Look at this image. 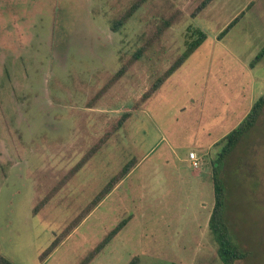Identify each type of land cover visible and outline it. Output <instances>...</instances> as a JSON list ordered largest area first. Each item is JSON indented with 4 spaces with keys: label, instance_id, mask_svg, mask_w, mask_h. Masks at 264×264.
Masks as SVG:
<instances>
[{
    "label": "rangeland",
    "instance_id": "374dc122",
    "mask_svg": "<svg viewBox=\"0 0 264 264\" xmlns=\"http://www.w3.org/2000/svg\"><path fill=\"white\" fill-rule=\"evenodd\" d=\"M135 1L0 0V254L13 264H80L122 220L89 264H219L207 228L212 162L216 143L264 96V58L250 67L264 46V0H213L200 13L204 0H147L114 32ZM198 31L204 40L142 100ZM221 177L226 221L249 253L234 264H264V107Z\"/></svg>",
    "mask_w": 264,
    "mask_h": 264
},
{
    "label": "trees",
    "instance_id": "16d2710c",
    "mask_svg": "<svg viewBox=\"0 0 264 264\" xmlns=\"http://www.w3.org/2000/svg\"><path fill=\"white\" fill-rule=\"evenodd\" d=\"M147 0H136L132 6L124 12V14L116 19L111 26L114 32H117L124 24L133 16V14L146 2ZM213 0H204L196 8V13H200L204 10ZM248 7V6H247ZM243 12L237 15L224 29L220 32L218 37L225 35L229 29H231L236 22L242 17ZM171 25L169 20L163 21L155 30L152 37V41H157L161 37L162 33L166 31ZM197 36L196 40L186 41V49L181 53L180 56L170 65L165 72L155 79L153 84L150 86L147 92L142 96V100H147L153 96V94L158 91L161 85L187 60V58L192 54V52L199 46V44L204 40L205 36L202 32L198 31L193 33ZM142 54V50H138L134 54V59H139ZM264 58V46L260 52L255 56V58L250 63V67L253 68L257 63H259ZM124 74V69L119 70L115 75L114 79H118ZM264 107V96L257 99L251 106L249 112L245 118L232 129L223 139L216 143V146H220V151L218 152L216 158L212 162L211 170V184L213 191V203L211 211L208 217L207 228L208 232L216 245V256L219 264H234L237 261L245 260L249 253L241 249L240 245L236 241L234 235L232 234L230 227L225 218L226 212V188L224 181L221 177L222 167L225 159L231 154L235 149L236 145L239 143L241 138L248 133L257 123L261 112ZM128 113L121 116L120 120L117 122V127H120L124 121L128 118ZM133 161L126 164L117 176L112 178L109 183L103 188L100 194L95 198L91 204V209L97 206L114 188V186L124 178L133 166ZM48 198H45L39 204L33 208V214H36L39 209H41L47 202ZM88 209L85 213L76 221L73 222L65 231H63L58 237H56L49 247L43 252L41 260L44 261L52 252L62 243V241L70 235L72 230L78 226L80 221L91 211ZM126 220L120 221L110 232H108L105 237L95 246V248L84 258L80 264H89L95 256H97L114 238L115 236L125 227ZM138 258L133 257L127 264H137ZM0 264H13L8 259L0 254Z\"/></svg>",
    "mask_w": 264,
    "mask_h": 264
},
{
    "label": "built area",
    "instance_id": "2783aa9c",
    "mask_svg": "<svg viewBox=\"0 0 264 264\" xmlns=\"http://www.w3.org/2000/svg\"><path fill=\"white\" fill-rule=\"evenodd\" d=\"M188 161H189L190 167L194 170L200 169L203 164L202 158L196 155L194 152H189Z\"/></svg>",
    "mask_w": 264,
    "mask_h": 264
},
{
    "label": "crops",
    "instance_id": "0c3cea01",
    "mask_svg": "<svg viewBox=\"0 0 264 264\" xmlns=\"http://www.w3.org/2000/svg\"><path fill=\"white\" fill-rule=\"evenodd\" d=\"M159 93V90L157 91V94Z\"/></svg>",
    "mask_w": 264,
    "mask_h": 264
}]
</instances>
